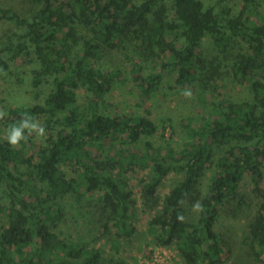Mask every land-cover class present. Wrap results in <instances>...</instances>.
<instances>
[{
  "label": "trees",
  "instance_id": "16d2710c",
  "mask_svg": "<svg viewBox=\"0 0 264 264\" xmlns=\"http://www.w3.org/2000/svg\"><path fill=\"white\" fill-rule=\"evenodd\" d=\"M224 1L0 0V22L9 25L0 35V71L20 60L38 100L0 107V216L5 219L0 264L111 263L94 245L58 239L54 228L63 216L58 200L73 195L81 202L94 195L84 203L102 211L108 250L116 254L135 232L134 193L125 177L131 168L151 173L139 189L141 201L158 208L147 223L148 233L184 264L222 262L225 239L214 226L221 208L239 197L247 175L260 197L248 223V250L252 264H264V11H256L258 0H242L237 12ZM24 2L34 6L31 13L24 11ZM207 38L218 50L211 59L203 56ZM233 42L243 44L234 55ZM119 48L152 58L161 71L176 72L184 93L199 84L203 100L209 82L223 76L248 84L253 97L213 100L207 114L186 122L181 146L155 145L150 138L157 126L148 115L101 109L103 96L125 74L97 68L93 61L104 50ZM133 79L144 101L158 90L161 74ZM80 83L93 93L83 105L74 93ZM24 117L30 118L29 126L42 122L43 142L33 143L26 128L27 139L18 147L8 143L5 133ZM27 143L30 153L24 150ZM209 169L213 172L202 192L201 178ZM171 172L183 178L160 207L157 190ZM190 205L198 209L195 221L186 219ZM242 205L240 196L235 209ZM119 264L128 263L120 259Z\"/></svg>",
  "mask_w": 264,
  "mask_h": 264
},
{
  "label": "rangeland",
  "instance_id": "374dc122",
  "mask_svg": "<svg viewBox=\"0 0 264 264\" xmlns=\"http://www.w3.org/2000/svg\"><path fill=\"white\" fill-rule=\"evenodd\" d=\"M206 3H216L217 0H204ZM232 12L240 10L242 0H228L225 3ZM24 11L29 14L34 9L32 4L24 2ZM258 13L264 11V0H258ZM250 10V9H248ZM246 9V13H248ZM252 18V16H251ZM254 19V18H252ZM9 25L0 22V35L8 33ZM243 46L242 43L233 42L230 51L234 54ZM131 49L104 50L101 57L93 61V65L97 68H119L124 74L122 81H116L112 89L103 96L105 102L101 109L110 114L132 113L138 115H148L157 126V131L151 136V140L155 145L163 147L169 141L172 147L178 148L186 138L185 124L190 118H198L208 113L213 100L220 101L225 95H232L236 99H250L253 97L248 84H238L228 81V77L223 76L219 81H210L208 91L209 95L203 100L199 94L202 86L199 84L196 90H189V95H185L184 89H181L175 82L176 72L161 71L153 67L150 61L144 60L134 53ZM218 50L213 46L210 38H207L203 44V56L211 59L217 54ZM20 60L11 65L5 71H0V107H9L14 105L29 106L38 100L34 97V90L29 83V74L26 66H19ZM135 63H140V69H134ZM149 73H160L161 82L158 90L153 92L149 98L142 100L137 90L136 82L133 77L135 75L144 77ZM41 91V90H40ZM75 97L81 105L86 104L93 97V93L83 83H80L74 91ZM166 129L162 130V124ZM32 124L42 125L41 121ZM171 126L173 127V136L170 137ZM5 133L7 139L8 133ZM164 132V137L161 133ZM33 143L43 142L44 136H38L36 132L28 134ZM168 143V144H169ZM15 145V147H18ZM24 150L30 153V143L24 146ZM212 169L207 170L201 178V190L207 189ZM130 189L133 191L132 205L134 208L133 225L135 232L127 240L121 242L119 252L109 251L108 239L101 226L104 215L100 209L89 210L88 205L84 201L94 200V195L83 197L81 202L76 200L73 195H66L58 200L63 209V216L60 221L56 222L54 231L58 235L61 242H81L99 248L106 259H111V263L119 264V260L123 259L128 264H145L147 261L152 263L150 258L154 256L155 251H159V246L152 236L148 233L147 223L154 216L158 208L144 204L139 198V189L143 182L148 181L151 173L148 169H132L125 174ZM183 178V174L171 172L164 180L162 186L157 190L160 207L163 203L164 196L169 192L171 187ZM264 190V179L261 182ZM239 197L243 199V205L240 209H235L238 198L228 200L221 208L220 216L215 223V230L221 233L225 239V252L222 254V262L218 264H252V256L248 250L247 228L251 218L255 215L259 202L258 192L253 190V183L246 175L239 186ZM186 219L195 221L198 217L197 207L187 206ZM102 220V221H101ZM5 223V219L0 216V225ZM165 246V245H163ZM170 248V247H169ZM172 249V248H171ZM151 251L154 253L150 254ZM175 252V251H174ZM170 254L166 250V254ZM163 257L159 254L157 259L163 261ZM174 264H184L182 259L176 254L173 258Z\"/></svg>",
  "mask_w": 264,
  "mask_h": 264
},
{
  "label": "clouds",
  "instance_id": "9594fccd",
  "mask_svg": "<svg viewBox=\"0 0 264 264\" xmlns=\"http://www.w3.org/2000/svg\"><path fill=\"white\" fill-rule=\"evenodd\" d=\"M185 95H189V93H185ZM28 117L22 118L18 126H12L11 132L7 135L8 143L15 146L18 145L21 140H26L27 137L25 136L24 129H29V133L36 132L38 136H44L45 130L44 127L39 124H32L29 126L28 124Z\"/></svg>",
  "mask_w": 264,
  "mask_h": 264
},
{
  "label": "built area",
  "instance_id": "2783aa9c",
  "mask_svg": "<svg viewBox=\"0 0 264 264\" xmlns=\"http://www.w3.org/2000/svg\"><path fill=\"white\" fill-rule=\"evenodd\" d=\"M166 250L169 251L170 254H166ZM154 253V251H151L150 254ZM159 254L161 256H164L163 257V261H159L157 259V257L159 256ZM175 255L176 253L174 252L173 249L167 247V246H163V245H160L159 246V251H155V254L153 256L152 254V257L150 258V260L152 261V263H150L149 261H147L145 264H174L173 263V258H175Z\"/></svg>",
  "mask_w": 264,
  "mask_h": 264
}]
</instances>
